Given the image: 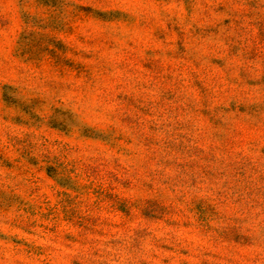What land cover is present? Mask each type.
Returning a JSON list of instances; mask_svg holds the SVG:
<instances>
[{
	"label": "rangeland",
	"instance_id": "1",
	"mask_svg": "<svg viewBox=\"0 0 264 264\" xmlns=\"http://www.w3.org/2000/svg\"><path fill=\"white\" fill-rule=\"evenodd\" d=\"M0 264H264V0H0Z\"/></svg>",
	"mask_w": 264,
	"mask_h": 264
}]
</instances>
